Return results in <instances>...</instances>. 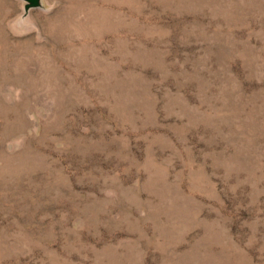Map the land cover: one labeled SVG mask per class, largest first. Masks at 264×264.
Here are the masks:
<instances>
[{"label": "rangeland", "instance_id": "rangeland-1", "mask_svg": "<svg viewBox=\"0 0 264 264\" xmlns=\"http://www.w3.org/2000/svg\"><path fill=\"white\" fill-rule=\"evenodd\" d=\"M0 0V264H264V0Z\"/></svg>", "mask_w": 264, "mask_h": 264}, {"label": "water", "instance_id": "water-1", "mask_svg": "<svg viewBox=\"0 0 264 264\" xmlns=\"http://www.w3.org/2000/svg\"><path fill=\"white\" fill-rule=\"evenodd\" d=\"M26 1L28 4H27V8H31V7H36L40 4V1L41 0H24Z\"/></svg>", "mask_w": 264, "mask_h": 264}]
</instances>
